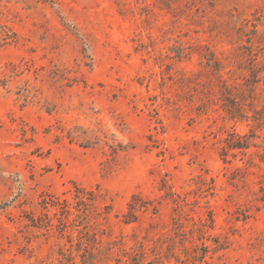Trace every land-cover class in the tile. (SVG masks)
I'll use <instances>...</instances> for the list:
<instances>
[{"label": "rangeland", "instance_id": "1", "mask_svg": "<svg viewBox=\"0 0 264 264\" xmlns=\"http://www.w3.org/2000/svg\"><path fill=\"white\" fill-rule=\"evenodd\" d=\"M0 264H264V0H0Z\"/></svg>", "mask_w": 264, "mask_h": 264}]
</instances>
